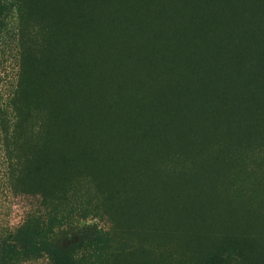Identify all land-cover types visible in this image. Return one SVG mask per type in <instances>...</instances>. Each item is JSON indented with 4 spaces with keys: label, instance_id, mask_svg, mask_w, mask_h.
<instances>
[{
    "label": "trees",
    "instance_id": "obj_1",
    "mask_svg": "<svg viewBox=\"0 0 264 264\" xmlns=\"http://www.w3.org/2000/svg\"><path fill=\"white\" fill-rule=\"evenodd\" d=\"M9 61L0 264H264V0H0Z\"/></svg>",
    "mask_w": 264,
    "mask_h": 264
},
{
    "label": "rangeland",
    "instance_id": "obj_2",
    "mask_svg": "<svg viewBox=\"0 0 264 264\" xmlns=\"http://www.w3.org/2000/svg\"><path fill=\"white\" fill-rule=\"evenodd\" d=\"M10 63L12 62L9 61L8 64H6V74L2 76L0 83L1 91L4 94L10 89L9 82L12 79L13 67ZM2 172V159L0 153V228L12 229L22 222L25 214L30 209L34 208L35 200L31 197L12 194L5 185ZM23 264H48V262L39 259Z\"/></svg>",
    "mask_w": 264,
    "mask_h": 264
},
{
    "label": "clouds",
    "instance_id": "obj_3",
    "mask_svg": "<svg viewBox=\"0 0 264 264\" xmlns=\"http://www.w3.org/2000/svg\"><path fill=\"white\" fill-rule=\"evenodd\" d=\"M87 223H96L98 229L107 230V226H106L103 222H99V221H98V218H96V219H91V220H89Z\"/></svg>",
    "mask_w": 264,
    "mask_h": 264
}]
</instances>
